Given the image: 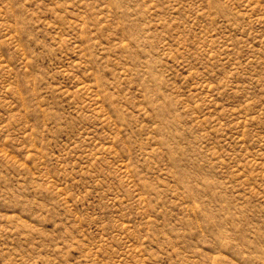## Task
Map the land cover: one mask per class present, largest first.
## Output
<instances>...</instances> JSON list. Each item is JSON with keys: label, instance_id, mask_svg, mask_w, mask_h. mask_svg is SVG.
<instances>
[{"label": "rangeland", "instance_id": "obj_1", "mask_svg": "<svg viewBox=\"0 0 264 264\" xmlns=\"http://www.w3.org/2000/svg\"><path fill=\"white\" fill-rule=\"evenodd\" d=\"M0 264H264V0H0Z\"/></svg>", "mask_w": 264, "mask_h": 264}]
</instances>
